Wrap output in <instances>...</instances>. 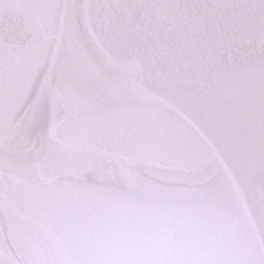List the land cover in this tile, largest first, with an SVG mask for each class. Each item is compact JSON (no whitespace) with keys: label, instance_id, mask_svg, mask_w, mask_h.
Returning <instances> with one entry per match:
<instances>
[{"label":"snow or ice","instance_id":"snow-or-ice-1","mask_svg":"<svg viewBox=\"0 0 264 264\" xmlns=\"http://www.w3.org/2000/svg\"><path fill=\"white\" fill-rule=\"evenodd\" d=\"M0 264H264V0H0Z\"/></svg>","mask_w":264,"mask_h":264}]
</instances>
